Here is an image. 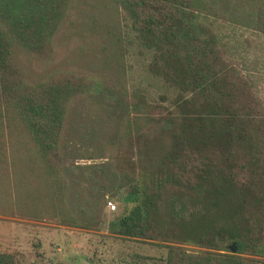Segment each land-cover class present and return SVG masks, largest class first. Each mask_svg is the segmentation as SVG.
<instances>
[{
  "label": "trees",
  "instance_id": "trees-1",
  "mask_svg": "<svg viewBox=\"0 0 264 264\" xmlns=\"http://www.w3.org/2000/svg\"><path fill=\"white\" fill-rule=\"evenodd\" d=\"M114 1L168 96L151 99L106 73L53 70L27 81L11 48L45 61L70 0H0V180L10 168L14 202L30 215L90 225L66 208L59 144L68 102L81 94L123 110L113 156L123 205L113 232L163 248L131 253L130 264H264V103L251 79L194 0ZM254 25L264 34V0ZM15 261L0 250V264Z\"/></svg>",
  "mask_w": 264,
  "mask_h": 264
},
{
  "label": "rangeland",
  "instance_id": "rangeland-1",
  "mask_svg": "<svg viewBox=\"0 0 264 264\" xmlns=\"http://www.w3.org/2000/svg\"><path fill=\"white\" fill-rule=\"evenodd\" d=\"M260 2L194 0L193 8L200 20L210 24L228 57L251 79L264 103V34L254 25ZM51 46L45 61L22 47L11 48L27 81H42L53 70L106 73L127 88L144 89L151 99L169 94L147 71L149 50L138 43L114 0H70ZM122 112L101 108L81 94L71 98L66 108L59 136L66 178L64 197L73 220L90 223L86 227L33 216L25 207H18L8 181L11 170L7 169L4 176L8 179L0 180V250L12 251L15 264H130L131 253L162 252L163 248L145 240L113 232L123 205V194L113 193L114 135ZM92 165L101 172L96 174ZM106 199L114 208L106 206Z\"/></svg>",
  "mask_w": 264,
  "mask_h": 264
},
{
  "label": "built area",
  "instance_id": "built-area-1",
  "mask_svg": "<svg viewBox=\"0 0 264 264\" xmlns=\"http://www.w3.org/2000/svg\"><path fill=\"white\" fill-rule=\"evenodd\" d=\"M105 204L111 209L114 208V203L110 199H106Z\"/></svg>",
  "mask_w": 264,
  "mask_h": 264
}]
</instances>
